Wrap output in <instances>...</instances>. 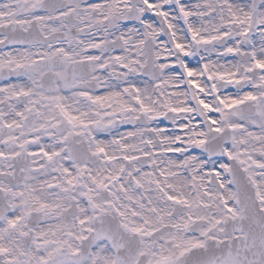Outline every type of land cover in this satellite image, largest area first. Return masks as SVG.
Segmentation results:
<instances>
[{"label": "snow or ice", "instance_id": "snow-or-ice-1", "mask_svg": "<svg viewBox=\"0 0 264 264\" xmlns=\"http://www.w3.org/2000/svg\"><path fill=\"white\" fill-rule=\"evenodd\" d=\"M0 264H264V0H0Z\"/></svg>", "mask_w": 264, "mask_h": 264}]
</instances>
